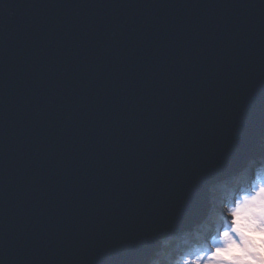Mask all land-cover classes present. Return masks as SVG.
Masks as SVG:
<instances>
[{"label": "water", "instance_id": "95a60500", "mask_svg": "<svg viewBox=\"0 0 264 264\" xmlns=\"http://www.w3.org/2000/svg\"><path fill=\"white\" fill-rule=\"evenodd\" d=\"M2 2L0 264H142L259 150L264 0Z\"/></svg>", "mask_w": 264, "mask_h": 264}, {"label": "clouds", "instance_id": "9594fccd", "mask_svg": "<svg viewBox=\"0 0 264 264\" xmlns=\"http://www.w3.org/2000/svg\"><path fill=\"white\" fill-rule=\"evenodd\" d=\"M142 264H264V139L239 166L208 178L182 231H157Z\"/></svg>", "mask_w": 264, "mask_h": 264}, {"label": "snow or ice", "instance_id": "6c2138e0", "mask_svg": "<svg viewBox=\"0 0 264 264\" xmlns=\"http://www.w3.org/2000/svg\"><path fill=\"white\" fill-rule=\"evenodd\" d=\"M6 7H7V5L5 3H3L2 0H0V8H6ZM9 14H11V13H9ZM209 177H211L210 172L209 173H206L205 176L203 177V179L205 181L203 183V189H204V186H205V184H206V182H207V180H208ZM162 228H167V227L162 225L157 231H159ZM157 231H155V232H157Z\"/></svg>", "mask_w": 264, "mask_h": 264}, {"label": "rangeland", "instance_id": "374dc122", "mask_svg": "<svg viewBox=\"0 0 264 264\" xmlns=\"http://www.w3.org/2000/svg\"><path fill=\"white\" fill-rule=\"evenodd\" d=\"M262 139H264V136H263V138H262ZM262 139H261V140H262ZM259 144H260V143H259Z\"/></svg>", "mask_w": 264, "mask_h": 264}]
</instances>
